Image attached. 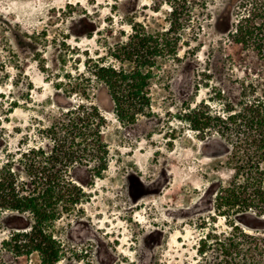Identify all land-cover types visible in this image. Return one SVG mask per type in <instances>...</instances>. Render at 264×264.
Returning a JSON list of instances; mask_svg holds the SVG:
<instances>
[{"label":"rangeland","instance_id":"374dc122","mask_svg":"<svg viewBox=\"0 0 264 264\" xmlns=\"http://www.w3.org/2000/svg\"><path fill=\"white\" fill-rule=\"evenodd\" d=\"M186 2L0 0V172L16 161L24 178L19 161L48 149L38 129L85 100L87 65L123 61L129 70L135 60L154 73L151 115L134 125L117 120L103 89L87 92L105 119L108 167L93 179L72 170L85 196L50 229L56 264H264V215L261 224L222 215L236 138L213 132L203 140L183 119L198 104L213 115L237 111L243 90L263 82L264 0ZM261 171L264 188V161ZM28 222L0 210V264H42L37 252L8 245L30 231Z\"/></svg>","mask_w":264,"mask_h":264},{"label":"trees","instance_id":"16d2710c","mask_svg":"<svg viewBox=\"0 0 264 264\" xmlns=\"http://www.w3.org/2000/svg\"><path fill=\"white\" fill-rule=\"evenodd\" d=\"M172 1L174 4L187 3L186 0ZM257 11L258 9L253 8L254 13ZM159 45H156L158 51L163 52L168 48L166 45ZM256 46L259 47L257 42ZM263 54L260 57L264 59ZM120 56L121 54L115 58L120 59ZM135 56L137 54L132 53V61ZM133 63L134 67L129 70L125 69L123 61L118 66L99 61L87 65L85 78L81 76L86 85L79 89L85 100L67 110L59 109L58 117L45 129H38L41 137L50 144L48 149H31L28 154H23L27 158H24V164L23 161H19V164L24 165V178L13 170L17 168L14 163L16 161L8 165L11 168L7 171L0 172V210L8 211L10 215L26 221L29 219L25 227H31L25 235L12 234L8 245L13 249H23L27 253L37 252L42 264L58 262L60 245L52 239L50 229L64 215L75 212L85 196L83 188L75 182L72 170L86 169L93 179L100 178L108 167V153L101 140L105 119L87 92L103 89L121 124L134 125L138 117L151 115L148 88L154 73L148 69L152 66L139 64L135 60ZM259 63L261 68L264 62L260 60ZM142 66L148 69L142 71ZM256 74L263 82L253 83L243 90L244 100L238 103L240 108L237 111L230 106L224 107L225 115H213L204 104H198L194 107L187 106L183 111V119L203 140L213 132L225 139L236 138L231 143L233 150L229 158L234 171L229 184L232 188L223 191L229 193L226 199L228 211H222V215L230 217L234 212H241L249 215L251 221L261 224V217L264 215L261 171V163L264 161V66ZM241 180L245 183H240ZM220 194L222 195L221 192ZM222 208L218 204L215 210L221 213ZM235 248L234 243H231L220 254L228 258V252L233 253ZM252 258L258 259L257 256Z\"/></svg>","mask_w":264,"mask_h":264}]
</instances>
